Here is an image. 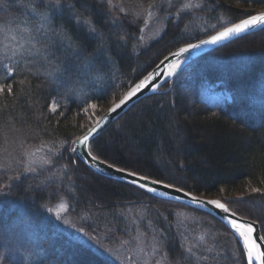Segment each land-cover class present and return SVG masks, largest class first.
Instances as JSON below:
<instances>
[{
	"label": "trees",
	"instance_id": "1",
	"mask_svg": "<svg viewBox=\"0 0 264 264\" xmlns=\"http://www.w3.org/2000/svg\"><path fill=\"white\" fill-rule=\"evenodd\" d=\"M20 2L26 7L15 6L13 0L0 4V45L16 35L17 21H28L19 24L21 28L47 30L40 17L47 16L50 7L39 0ZM191 2L200 6L162 11L168 16L161 32L143 42L152 0H62L64 7L55 23L60 28L67 25L72 51H57L58 60L37 62L34 67L19 57L3 61L14 68V74L4 81L0 67V83L12 84L14 94H0V159L26 162L22 153L33 150L52 161L36 165L31 173L17 164L9 171L0 170V185L16 172L22 173L21 180L13 182L11 194L0 197V232L6 237L19 233L28 249L15 253L0 244V255L6 257L3 264H16L17 257L24 258V264H115L93 246L55 228L48 207L60 198L67 200V214L80 229L111 235L114 240L140 228L156 238L169 264H244L236 237L215 216L103 176L70 151L94 123L82 112L86 102L97 104L99 117L174 49L264 11V0ZM197 15L208 19L219 15L226 23L201 33L192 21ZM5 26L10 31L3 32ZM77 51L79 55L74 54ZM65 55L82 69L88 61L97 67L106 63L108 76L102 81L85 79L83 94H68L66 86L46 75ZM262 57L264 26L194 59L171 85L165 82L91 138L92 154L193 194L223 195L221 199L233 212L258 222L264 236ZM82 75L83 71L73 70L69 82ZM218 82L230 99L213 106L201 99V89ZM55 99L59 106L53 113L49 106Z\"/></svg>",
	"mask_w": 264,
	"mask_h": 264
},
{
	"label": "snow or ice",
	"instance_id": "2",
	"mask_svg": "<svg viewBox=\"0 0 264 264\" xmlns=\"http://www.w3.org/2000/svg\"><path fill=\"white\" fill-rule=\"evenodd\" d=\"M111 0H109V3ZM15 6L19 8H25L26 5L22 4L20 0H13ZM40 4H47L51 11L47 16H41L40 19L43 20L44 24L47 25V30L45 28L32 27H19V24H27L28 21H17L16 22V35L12 36L7 44L0 45V67L3 68L5 75L2 77L4 81L11 79L14 74V68L12 66H4L3 61H11L13 58L19 57L20 60H25L32 67L35 66L37 62L43 64L44 62H51L58 60L56 52L62 49L71 52L73 45V38L68 33L67 25L63 28H60L55 23V17L59 14L60 10L64 7L62 0H39ZM0 4H5V0H0ZM156 4V0H152V4L149 7H153ZM6 7L8 5H5ZM200 5H185L186 8L199 7ZM115 23V21H113ZM257 26H264V12H259L253 15H247L246 18L240 19L239 22L231 24V26L223 27L222 30L216 31L214 35L208 36L207 39H201L197 43H186L185 46L180 47L177 51L169 53L168 56H165L160 63L156 65V69H163V71L157 74L154 69L152 72H149L146 76L139 80V82L132 84L129 87L128 91L122 95L118 102H113L111 107L105 113V116L95 120V123L92 124V127L88 128L87 132L83 137H78L73 143L76 145L83 144L89 146L90 138L94 137V134L98 133V129L102 126V120H107L108 116L111 113H116L117 110H122L123 107L127 106V103L130 102L133 98H138V94H143L144 91H147L151 88L153 91L159 88L157 80L160 76L165 75L167 77H173L177 75L179 70L182 68L183 64L189 59L185 54L190 53L194 49H200L202 46L206 45H217L223 41L230 40L232 37H236L239 34L246 33L250 29ZM215 27V26H213ZM59 29V30H58ZM3 32H8L6 26L2 29ZM95 31V29H92ZM18 37V39H17ZM65 37H67L68 43L65 44ZM5 39H8L5 36ZM141 39H143L141 37ZM82 45H78L80 47ZM75 55H79V52H75ZM174 57V59H173ZM19 61H17L16 67H19ZM93 69H95L93 71ZM73 70L76 74H79L83 71L84 75L78 76V79L72 80L69 82V78L73 75ZM46 75L50 76L54 83L66 86L72 94H75L76 91H80L83 94L85 85L83 81L85 79L92 81H102V78L108 76L106 71V63L101 64L100 66H95L92 61H88L87 66L81 68L78 65H72L70 63V58L68 55L64 56L62 62H58L52 71ZM7 94L9 96L13 95V85L9 83H0V94ZM97 108L96 103H87L86 106L82 108V112L87 114L90 111ZM49 110L55 113L58 110L57 105L52 104L49 106ZM63 115V113H61ZM89 121H92V117H89ZM70 151L75 153L77 149L75 147L71 148ZM22 155H34L27 153L26 151ZM85 155L89 158V166H91V161H98V157L92 155L91 147H88V151ZM52 161L47 158H41L40 160L32 159L28 162H25L22 158L17 161L13 157H8L5 159H0V170L9 171L12 169L13 164L22 167L24 172H35L36 165L43 167L44 165L51 164ZM72 163H75L73 161ZM67 167V165H65ZM98 170V169H97ZM119 172L124 173L122 177L126 183H129L133 186H136L140 189L145 190L148 193H157V188L154 185L162 184L163 181L160 179H151L147 175H142L138 171H125V169H118ZM22 173L16 172L15 175L9 178V182L3 185H0V197H6L11 194L13 189V182H19L21 180ZM166 188H174L173 184L164 185ZM178 192L184 193L183 188L175 189ZM253 191H259V189H253ZM159 196H168L169 194L166 191H159ZM187 197L191 199L192 204L197 206H213L215 209H219L224 214H229L230 209L227 204L218 199L203 200L199 197L193 195L192 192L184 193ZM178 199V197H177ZM239 199V198H238ZM65 206L60 205V208L63 209ZM52 211V209H49ZM59 216V212L57 213ZM225 219L227 224L231 229L235 230V234L242 239L243 245L240 249L241 258L244 261V264H264V236H261L257 228L252 222L248 221H239L236 218L235 213L226 215ZM65 224H68V220H64ZM74 227V225H73ZM80 232H84V229H78ZM87 235V233H85ZM160 237L166 244V238L163 231L160 232ZM159 242L153 237L151 247L155 251L157 244ZM0 244L5 248H8L9 251H14L15 253H20L21 251L27 252V244L24 238L16 233L11 237H6L3 232H0ZM191 253V249L188 250ZM30 255V253H29ZM191 258V257H190ZM5 256L0 255V264H3ZM119 259V257H117ZM134 259V258H133ZM202 259L207 260V257H202ZM16 264H24V258L17 257Z\"/></svg>",
	"mask_w": 264,
	"mask_h": 264
},
{
	"label": "rangeland",
	"instance_id": "3",
	"mask_svg": "<svg viewBox=\"0 0 264 264\" xmlns=\"http://www.w3.org/2000/svg\"><path fill=\"white\" fill-rule=\"evenodd\" d=\"M190 3L196 4V3H192L191 0H157L156 4L153 7L151 8L149 7L147 9L146 15L150 19L149 20L150 23L148 28H146V30L143 32V36H144L143 42H146L148 39L153 38L155 35L161 32L166 17L168 16V14L162 13V11H167V10L169 11L170 9H181L182 7H185V5H188ZM194 18L192 19V21L194 24H196L197 29L201 33H205L206 31H208V29L218 24L226 23V19L219 15L215 19L214 18L208 19L207 17L202 18L198 15L195 16ZM262 59L264 60V57H262ZM5 66H11V65L6 64ZM41 69L43 70L45 68H41ZM50 71L51 70H47L46 73ZM221 84L222 83L219 82L206 84L201 89V94H200L201 99L213 106L223 105L225 100L230 99V95L224 88L220 87ZM67 93L70 94L71 92L68 91ZM52 104L57 105V107L59 106L58 101L56 99L51 101L50 105ZM98 108L99 107L97 106L96 109L90 111L89 113L87 114L84 113L88 121H89V117L91 116L92 121H94L95 123V120H97L101 116L100 115L98 117L95 113V111H97ZM27 153H31L34 155H26V162L32 159H36V160L41 159V157H39V154L36 151L29 150ZM222 196L223 195H216V196L210 195L208 197H216L221 199ZM234 196L239 197L240 195L238 194ZM61 204L65 206L63 209L60 208ZM48 209H52V211H49V214L52 220V224L54 222L55 228L57 230L67 234L73 239H78L82 242L89 244L90 246H93L100 253L108 257L115 264H169L166 258H164V255H162V251L159 245L157 244V248L154 251L153 248L151 247L153 238L147 235L140 228H136L134 231L126 233L125 236L123 235L117 236L118 238L115 237L114 240H111V238H109L112 237L111 235H106V234L93 235L85 230L84 232L78 231V229L80 228L77 227V225H75L72 222L71 217L67 214L68 202L64 198H60L57 202L51 204L48 207ZM58 212H59V216H57ZM64 220H68L69 223L65 224ZM85 233H87V235H85ZM28 254L29 253H26V255ZM117 257H119V259H117Z\"/></svg>",
	"mask_w": 264,
	"mask_h": 264
},
{
	"label": "water",
	"instance_id": "4",
	"mask_svg": "<svg viewBox=\"0 0 264 264\" xmlns=\"http://www.w3.org/2000/svg\"><path fill=\"white\" fill-rule=\"evenodd\" d=\"M264 12V11H262ZM259 13V12H258ZM256 14V13H255ZM253 15V14H252ZM246 18V17H245ZM244 19V18H242ZM239 22L236 21V22H233V23H237ZM231 23V24H233ZM231 24L225 26V27H228V26H231ZM260 27L262 26H257L255 28H252L250 29L248 32L246 33H242V34H239L238 36L236 37H232L230 40H226V41H223L221 42L220 44H217V45H206V46H202L200 49H194L192 50L190 53L188 54H185L186 56L189 57V59L187 60L186 63L183 64L182 68L187 65L189 62L193 61L194 59L200 57L201 55H204L208 52H210L211 50L215 49V48H218L220 46H222L223 44H226L227 42H230L242 35H245L247 33H250V32H253L257 29H259ZM222 30V29H220ZM219 31V30H218ZM215 33L211 34V35H214ZM210 36V35H209ZM207 37H204L202 39H207ZM201 40V39H200ZM199 40H196V41H193V42H190V43H197ZM185 46L182 45L180 47H183ZM180 47L176 48L175 50L171 51V52H175L177 51ZM170 52V53H171ZM169 53L166 55L168 56ZM165 57V56H164ZM163 57V58H164ZM162 58V59H163ZM161 59V60H162ZM174 59V57H173ZM160 63V61L155 64L149 71H147L142 77H140L136 82L134 83H137L139 82L140 79H142L144 76H146L149 72H152L154 69L156 70L157 74H159V72L163 71V69H156V65H158ZM181 68V69H182ZM180 69V70H181ZM179 70V71H180ZM176 77V75H174L173 77H167L166 74L165 75H162L159 77V79L157 80V84L159 85V87L164 84L165 82H168L169 85H171V83L173 82L174 78ZM133 83V84H134ZM132 84L129 86L131 87ZM128 87V89H129ZM128 89L124 92L126 93L128 91ZM158 89H156L155 91H153L151 88H149L147 91H144L143 94H138V98H133L130 102L127 103V106L123 107L122 110H117L116 113H111L109 116H108V119L107 120H102V126L100 129H98V133L97 134H94V136L98 135L99 133H101L105 128H107L110 124H112L119 116H121L124 112H126L135 102L139 101L140 99L144 98L145 96H148L154 92H156ZM123 93V94H124ZM122 94V95H123ZM122 95L114 102H118L119 99L122 97ZM112 105V104H111ZM111 105H109L105 110L104 112L101 114V116L98 118H102L105 116V113L107 112V110L111 107ZM92 127V126H91ZM87 132V131H86ZM84 132L80 137H83V135L86 133ZM91 139V138H90ZM75 148L77 149L76 151V154L77 156L80 158L81 161H83L87 166H89V158L85 155V153L88 151V146H85L83 144H80V145H76L75 144ZM94 155V154H92ZM95 156V155H94ZM97 157V156H96ZM98 161L99 163H97V161H91V166H89L90 168H92L94 171L98 172L99 174L103 175V176H107V177H110V178H113V179H117V180H121V181H124L125 180L122 178L124 176V173L122 172H119L118 169H123L121 167H118L116 165H113V164H110L108 162H105L104 160L100 159L98 157ZM98 169V170H97ZM125 171H130V170H126ZM152 179V178H151ZM168 183H165L163 182L162 184H159V185H154V187L157 188V193H151L153 195H155L156 197H159V198H162V199H166V200H170V201H173V202H178V203H182V204H185V205H188V206H191V207H195V208H198L200 210H203L205 212H208L210 213L211 215L215 216L217 219H219L221 222H223L225 224V226L232 232V234L236 237L237 241L239 242L241 248H242V245H243V242H242V239L238 237L237 234H235V230L234 229H231V227L227 224V220L225 219V216L226 215H230L231 213H235L233 212L229 207L230 209V213L229 214H224L222 213L221 210L219 209H215L213 206H197L195 204H192L191 202V199L189 197H187L184 193L188 192L186 190H184V193H181V192H178L176 191L175 189H178V187H174V188H166L164 187V185H166ZM159 191H166L169 195L168 196H159ZM197 197H199L200 199H203V200H210V199H218V200H221L219 198H216V197H208V196H200V195H197V194H193ZM178 197V199H177ZM222 202H224L223 200H221ZM225 203V202H224ZM236 218L243 222V221H248V222H252L254 224V226L257 228V230L259 231L260 235L262 236L261 234V230H260V225L258 222L254 221V220H251L249 218H245V217H242L238 214H236Z\"/></svg>",
	"mask_w": 264,
	"mask_h": 264
},
{
	"label": "bare ground",
	"instance_id": "5",
	"mask_svg": "<svg viewBox=\"0 0 264 264\" xmlns=\"http://www.w3.org/2000/svg\"><path fill=\"white\" fill-rule=\"evenodd\" d=\"M263 27V26H262ZM261 28V27H260ZM207 37V36H206ZM224 45V44H223ZM216 49V48H215ZM175 50V49H174ZM214 50V49H213ZM202 56V55H201ZM163 85V84H162Z\"/></svg>",
	"mask_w": 264,
	"mask_h": 264
}]
</instances>
